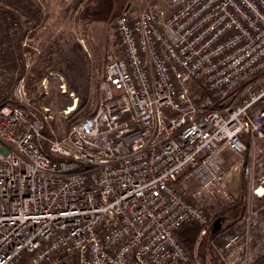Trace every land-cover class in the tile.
I'll use <instances>...</instances> for the list:
<instances>
[{
	"label": "built area",
	"instance_id": "1",
	"mask_svg": "<svg viewBox=\"0 0 264 264\" xmlns=\"http://www.w3.org/2000/svg\"><path fill=\"white\" fill-rule=\"evenodd\" d=\"M114 25L122 57L95 112L67 134L24 78L15 103L0 104V264L25 254L27 264H189L176 234L185 224L203 228L201 264L216 211L243 184L245 215L213 248L225 264H254L264 257V0H165Z\"/></svg>",
	"mask_w": 264,
	"mask_h": 264
},
{
	"label": "trees",
	"instance_id": "2",
	"mask_svg": "<svg viewBox=\"0 0 264 264\" xmlns=\"http://www.w3.org/2000/svg\"><path fill=\"white\" fill-rule=\"evenodd\" d=\"M42 19L43 11L37 8L33 0H0V28L5 35V39L3 36L0 38V104L12 105L15 103L13 99L14 86L24 78L28 93L31 94L33 91H37L34 106L49 108L51 112L55 113L51 123L56 134L61 137L70 131L74 123L95 112L101 96L99 86L106 77L107 66L112 59L106 58V66L103 70L98 69V84L95 90L92 89L91 82L86 84H80L78 81L74 82V76L68 74L63 67L61 68V64H66V68H72L73 60L70 57H62L67 55L66 43L61 45L56 42L57 38H54L38 52L31 44L26 42L29 33H31L30 30L35 29L34 27L39 25ZM14 31L19 35L18 40H13V36L10 34ZM39 36L38 33L33 32L31 39H36ZM27 58H31L33 67L27 68ZM3 70L7 73L6 75ZM52 74L62 75L66 81L62 84L59 79L50 78L52 87L45 94L41 83ZM62 85H66L67 90L73 92L79 101L77 108L67 115L64 112L66 108L73 107L74 98L62 91ZM244 186L243 184L239 198L232 205L216 211L215 221L219 219L223 224L220 231L233 228L245 215L246 192ZM262 216L264 217V210ZM202 229L197 224H185L176 233L184 248L192 257L189 264H196L194 251ZM220 231L213 234L211 227H209L206 235L201 240L198 248V257L201 264H225L213 248V242L217 239ZM30 257V254H25L20 264H27ZM64 264L79 263L76 257H69ZM256 264H264V258Z\"/></svg>",
	"mask_w": 264,
	"mask_h": 264
},
{
	"label": "rangeland",
	"instance_id": "3",
	"mask_svg": "<svg viewBox=\"0 0 264 264\" xmlns=\"http://www.w3.org/2000/svg\"><path fill=\"white\" fill-rule=\"evenodd\" d=\"M33 1L37 8L43 11V19L39 25L34 27L35 29L30 30L31 33H29L26 42L31 44L38 52L54 38H57L56 42H59L61 45L62 43H66L67 55H63L62 57H70L73 63L70 69L66 68V64H61V68L63 67L68 74L74 76V82L78 81L80 84L91 82L92 89L95 90L98 84L97 72L99 68L103 70L106 66L105 59H112V62L122 57V49L115 34V20L124 13L133 16L138 15L147 6L154 4L162 5L165 0ZM33 32L38 33L40 36L36 39H31ZM10 34L13 36V40L19 39L16 31ZM1 36L4 38L5 35L4 32H1L0 28V38ZM31 67H33V64ZM4 74L6 75V72ZM50 78L59 79L62 84L66 81L64 76L52 74L47 78L48 82L46 86L42 84L44 80L41 83L45 94L52 87ZM62 86L66 88V85ZM65 93L74 98L73 107H68L65 110L72 112V110L77 108L79 101L74 93L68 91L67 88ZM32 94L36 98L37 91H33ZM52 115L54 116L55 113L52 112ZM220 238L218 237L216 243H222ZM263 258L258 259L254 264Z\"/></svg>",
	"mask_w": 264,
	"mask_h": 264
},
{
	"label": "water",
	"instance_id": "4",
	"mask_svg": "<svg viewBox=\"0 0 264 264\" xmlns=\"http://www.w3.org/2000/svg\"><path fill=\"white\" fill-rule=\"evenodd\" d=\"M222 229V221H220L219 219L216 220L211 228V231L213 234H216L218 231H220Z\"/></svg>",
	"mask_w": 264,
	"mask_h": 264
}]
</instances>
